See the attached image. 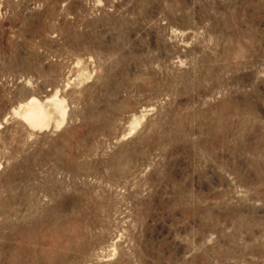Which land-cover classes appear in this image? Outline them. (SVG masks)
I'll return each instance as SVG.
<instances>
[{
	"label": "rangeland",
	"instance_id": "374dc122",
	"mask_svg": "<svg viewBox=\"0 0 264 264\" xmlns=\"http://www.w3.org/2000/svg\"><path fill=\"white\" fill-rule=\"evenodd\" d=\"M0 264H264V0H0Z\"/></svg>",
	"mask_w": 264,
	"mask_h": 264
},
{
	"label": "bare ground",
	"instance_id": "6f19581e",
	"mask_svg": "<svg viewBox=\"0 0 264 264\" xmlns=\"http://www.w3.org/2000/svg\"><path fill=\"white\" fill-rule=\"evenodd\" d=\"M13 113L32 131L48 129L51 125L59 129L64 125L68 114L65 101L57 93L47 97L45 101L30 97Z\"/></svg>",
	"mask_w": 264,
	"mask_h": 264
}]
</instances>
